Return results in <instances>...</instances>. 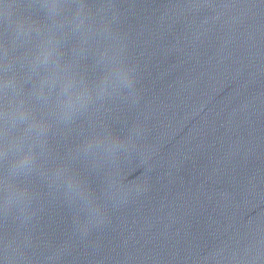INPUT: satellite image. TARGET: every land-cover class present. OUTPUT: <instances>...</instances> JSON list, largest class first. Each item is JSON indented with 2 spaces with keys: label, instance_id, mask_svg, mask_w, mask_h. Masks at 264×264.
I'll use <instances>...</instances> for the list:
<instances>
[{
  "label": "water",
  "instance_id": "water-1",
  "mask_svg": "<svg viewBox=\"0 0 264 264\" xmlns=\"http://www.w3.org/2000/svg\"><path fill=\"white\" fill-rule=\"evenodd\" d=\"M4 150L0 264H264V0H0Z\"/></svg>",
  "mask_w": 264,
  "mask_h": 264
},
{
  "label": "clouds",
  "instance_id": "clouds-1",
  "mask_svg": "<svg viewBox=\"0 0 264 264\" xmlns=\"http://www.w3.org/2000/svg\"><path fill=\"white\" fill-rule=\"evenodd\" d=\"M5 150L3 152H0V158H2L5 155ZM30 159L28 157H25L24 161L22 163H27ZM10 204V201H8Z\"/></svg>",
  "mask_w": 264,
  "mask_h": 264
}]
</instances>
